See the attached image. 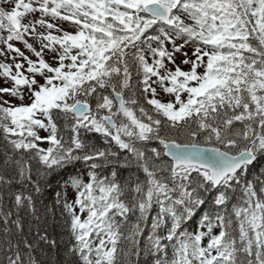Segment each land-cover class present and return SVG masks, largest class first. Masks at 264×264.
Returning a JSON list of instances; mask_svg holds the SVG:
<instances>
[{"label": "snow or ice", "instance_id": "6c2138e0", "mask_svg": "<svg viewBox=\"0 0 264 264\" xmlns=\"http://www.w3.org/2000/svg\"><path fill=\"white\" fill-rule=\"evenodd\" d=\"M0 58V264H264V0H0Z\"/></svg>", "mask_w": 264, "mask_h": 264}, {"label": "trees", "instance_id": "16d2710c", "mask_svg": "<svg viewBox=\"0 0 264 264\" xmlns=\"http://www.w3.org/2000/svg\"><path fill=\"white\" fill-rule=\"evenodd\" d=\"M3 151L2 145H0V152ZM131 175L130 172L125 171L124 172V178L127 179ZM134 178V177H133ZM53 187H56L55 183L53 184ZM57 190H59L57 188ZM49 190L45 189L41 200L43 203H47L49 206H51L52 201L55 198V192H52V195L48 194ZM38 207L42 208V204H38ZM57 221H59V213L57 212ZM31 223L32 226V232L35 233V230L37 227L44 228L47 227L48 234L50 237H54L58 242V249L52 250L50 248H46L43 245L41 247L44 249L43 252L37 251V258L41 261V264H68L69 261L72 260V257L66 255V247L68 246L69 237L66 233V231L59 227L58 225H53L51 218L47 222L43 220V217L37 225L36 223L32 222L31 217L28 218V220L25 223V230L27 232L29 224ZM195 229V225H193V228L191 230ZM147 233V229L145 230V234ZM30 239H32V236H29ZM46 253V254H45Z\"/></svg>", "mask_w": 264, "mask_h": 264}, {"label": "rangeland", "instance_id": "374dc122", "mask_svg": "<svg viewBox=\"0 0 264 264\" xmlns=\"http://www.w3.org/2000/svg\"><path fill=\"white\" fill-rule=\"evenodd\" d=\"M0 59H2V58H0Z\"/></svg>", "mask_w": 264, "mask_h": 264}]
</instances>
